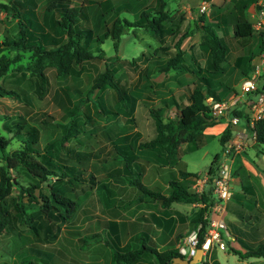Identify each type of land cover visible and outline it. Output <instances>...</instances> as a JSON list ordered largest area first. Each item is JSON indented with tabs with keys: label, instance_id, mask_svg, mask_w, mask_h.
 Returning a JSON list of instances; mask_svg holds the SVG:
<instances>
[{
	"label": "rangeland",
	"instance_id": "obj_1",
	"mask_svg": "<svg viewBox=\"0 0 264 264\" xmlns=\"http://www.w3.org/2000/svg\"><path fill=\"white\" fill-rule=\"evenodd\" d=\"M21 1L23 2V4L20 2L22 7H25V3L29 4L34 14L37 13L43 26L47 27L51 24L52 8H46V4L50 0ZM31 1L32 3H30ZM80 1L68 0V6L77 5ZM85 1L89 23L95 34H100L103 31V20L109 23L115 15H118L128 19L140 18L143 21L144 16L138 12L145 8L148 11H156L158 5V0H84V3ZM199 2L200 0H174L169 3V6L167 5L169 13L174 14L175 17L181 15L179 30L173 35L166 32L155 35L149 28L143 30L128 27L127 31L121 34L116 49L109 36L102 38L100 47L103 49L105 57H108V60H113V65L117 69L116 77L128 86L131 100L122 103L117 101L108 84L101 89L94 88L88 94L89 98H85L93 75L102 70L104 66L103 58L93 59L95 67L88 66L76 77L70 75L55 77L51 74L52 68L46 67L44 73L47 74L49 83L42 94L40 93L41 89L32 82V78H26L29 77L30 65L27 52L21 56L19 61L11 64L7 73L0 77V83L3 86L18 90L16 84L21 89L18 90L17 98L0 96V134L8 140L4 150L11 151L22 147L27 132L31 130L36 134L38 149L50 141L57 144L63 132L62 124L67 119L73 120L78 132L69 137L65 143L73 151H78L84 158L76 165L84 168L83 175L91 174V179L87 181H94L96 185L104 183L109 187V192L106 189H97L94 188L95 183L92 182L84 190H78L80 189L78 188L77 191L75 190L76 192L73 191V199L78 203L67 221L81 208H84V213L79 215L81 217L95 213L98 219L113 217L112 215H119L121 219L130 218L133 215L132 212L138 209V204L124 209L128 206L125 199L122 198V194L115 187L120 182L116 183L114 177L109 174L119 164L111 157L114 149L113 144L117 140L123 139L136 147L137 138L141 139L144 135L149 137L153 132L154 115L151 112L153 110L158 111L162 117H176L179 105L186 100L185 87L190 88L194 83L199 84L202 92L206 93V90L210 89L220 97H223L229 90L237 91L241 79L251 71L253 64L258 62L260 53L264 51L259 49L258 42L261 39L259 32L252 31L250 35L245 36L232 35L233 21L229 20L227 8L215 7L218 18L212 17L213 14L211 15L210 12L204 14V22L211 25L218 33L227 51L225 59L220 63V73L215 76L208 75L204 69V54L197 44L201 36L199 27L201 22L198 20L200 13L197 11ZM212 2L213 0H209L208 10L215 5ZM127 5H135V8L133 10L119 9V7ZM191 5H195L196 9L193 10ZM117 9L120 11L117 12ZM186 9H189V14ZM3 14L4 12L1 11L0 17ZM193 17H195L194 20H197L196 26L193 24ZM15 25L14 18H3V23L0 24V39L3 34L12 35L16 28ZM188 26H191L193 31L181 43L182 61L192 67L194 72L185 69L156 72L158 66L154 65L150 66L148 72L151 75L150 78L148 75L144 78L142 69L148 60L143 52L149 54L152 47L157 44L172 43L180 30L183 31ZM1 52L7 54L5 50ZM115 54L116 59L113 57ZM236 54L239 57L237 62L233 63ZM149 63L150 61L147 62V65ZM202 75L205 76L204 79L199 80L198 77ZM259 77V84H262L264 70H260ZM160 101H166V104H159ZM237 104L240 105L239 102ZM20 105H25L30 109L24 115L23 122L20 119L23 115ZM63 105H66L67 108L63 109ZM227 123L231 126L230 121ZM257 148L264 149V146L257 145ZM214 154L217 157H222L221 143L218 141L216 133L208 134L202 146L183 154L182 158L188 169L201 172L211 162ZM70 156L73 157L74 154H70ZM217 162L219 161H216L215 164ZM11 173L14 175V179L22 184L29 182V176L25 175L24 171L11 170ZM41 185V190L47 192L48 187L44 181L41 182ZM127 185L137 190V187L131 185L130 182ZM17 190L18 185L15 184L12 189L13 194ZM34 191L37 192V190ZM130 194L133 196L135 192L130 191ZM107 196L109 197L107 198ZM22 199L25 200V196ZM126 200L134 199L132 197ZM106 209L110 210L106 211ZM29 212L27 210L23 214L24 217L30 218L29 228L20 225L17 228L13 226L15 232L11 233L12 228L8 227L0 234V264H100L101 262L97 263L96 260L99 259L103 263L107 259V254L102 252V248L106 247L105 250L110 249L111 252L116 249L117 245L113 243L112 238L105 230L97 233L95 240L83 236L84 240L82 241L80 235L83 232L79 234L75 230L79 224L73 225L64 222L56 230L54 224L49 226L48 223L41 224L39 222V212L34 209L31 213ZM15 217L18 219L21 215L16 214ZM123 223L121 222V225ZM138 237V241L141 240L140 242L144 241L146 244L152 245L149 236H146L145 233H141ZM90 244H93V247L99 244L100 248H91ZM126 247H131V243L129 242ZM214 248L217 249V257L221 261L220 250L216 244H214ZM212 249L213 247L211 251ZM213 253L211 252V257ZM142 257L141 261L139 259V264H157L152 254L147 251Z\"/></svg>",
	"mask_w": 264,
	"mask_h": 264
},
{
	"label": "trees",
	"instance_id": "obj_2",
	"mask_svg": "<svg viewBox=\"0 0 264 264\" xmlns=\"http://www.w3.org/2000/svg\"><path fill=\"white\" fill-rule=\"evenodd\" d=\"M82 1L83 3H81ZM20 2L22 1H0V12H4L3 16L0 17V24L3 23V18L8 19L10 17L15 19L16 24L12 35L3 34L0 39V77L7 73L11 64L19 61L21 56L27 52L30 65L29 77L26 78H32V82L41 89L40 93L42 94L49 83V78L44 73L46 67L52 68L51 74L55 77L66 75L76 77L88 66L95 67L93 59L103 58L104 66L102 70L95 72L93 75L85 98H89L88 94L94 88L101 89L108 84L112 89L113 96L120 103L131 100V95L128 86L116 77L115 72L117 69L113 65V60H108V57H105L104 51L100 47L102 38L109 36L113 47L116 49L121 34L125 33L128 27L143 30L149 28L155 35H161L163 32L173 35L179 30L181 20V15L175 17L174 14L167 11L169 0H158L156 11H148L146 8L141 9L139 12L136 11L144 16L143 21L140 18L128 19L124 16L115 15L109 23L103 20V31L100 34H95L89 23L85 6L86 1L84 3V0L70 7L68 6V0H50L47 2L46 8H52L51 24L47 27L41 24L37 13L34 14L29 4L25 3V7H22ZM245 5L244 2H237L234 6V8L236 7L233 10L232 23V35L234 36L250 35L253 31L249 22L241 14ZM134 6L127 5L119 7V9L128 8V10H133ZM116 11L120 10L117 9ZM138 13L136 14L138 15ZM198 20L201 22L199 25L201 36L197 44L202 54H204V69L209 76H215L220 73V63L225 59L227 48L211 25L204 22L203 13L199 14ZM193 24L196 26L197 20H194ZM192 31L191 26H188L187 29L180 30L172 43L157 44L152 47L149 54L143 52L147 56V60L150 61L148 65L147 61L142 69L144 78L147 75L150 78L151 75L148 72L150 66L153 67L154 65L160 68L156 67L158 69L155 70L156 72L160 70L166 72L170 69L174 71L185 69L194 72L192 67L183 63V48L181 46L183 39L191 35ZM259 34L261 39L258 44L261 51L264 50V31H259ZM3 50L7 54L1 52ZM113 57L116 59V54ZM204 77L202 75L198 78L202 80ZM15 86L18 90H21L16 84ZM18 90L3 86L0 83V96L6 95L17 98L19 95ZM184 94H186V100L179 105L176 117H162L158 111H151L154 115L153 132L149 137L138 139L136 147L123 139L117 140L113 144L114 149L111 157L119 164L109 174L114 177L116 183L120 182L117 185L121 186L130 182L131 185L137 187V190L134 191L135 202L140 199L139 196L158 199L162 204H168L172 201L186 203L201 201L203 205L199 208L197 217L192 221L194 226L200 223L198 231L200 242L207 225V218L202 217V212L207 209V205L211 204V198L208 195V189L201 192L189 191L188 183L182 179L190 174H195V176L197 174L181 170L179 174L183 175H180L179 178L174 173L165 176L167 179L165 194L159 191L161 188L158 187L156 190L148 188L141 181V174L145 169L147 160L162 158L164 163L171 165L178 159V146L181 143L185 145L184 152L195 150L205 142L203 128L222 120L221 116L211 114L204 98L207 95L213 99H221L225 96L220 97L210 89H207L204 93L198 83H194L190 88L185 87ZM161 103L165 105L166 101H160L159 104ZM239 103L240 105L236 104L230 110V114L246 117L241 108V102ZM64 108H67L66 105H63ZM20 109L22 110L21 114H23L20 119L23 122L24 115L30 109L25 105H20ZM88 119L90 120V118ZM231 129L226 124L219 133L218 141L221 145H225L227 142ZM254 130L255 143L264 146V119H259L254 123ZM62 131L57 144L50 141L43 144L40 147L41 149H38L35 132L28 131L22 147L11 151L4 150L8 140L0 134V234L8 227L12 228L11 233L15 232L13 226L17 228L20 225L29 228L30 218L24 217L23 214L27 210L31 213L33 209L40 213L39 222L41 224L48 223L49 226L54 224L56 225L55 229L58 230L61 224L66 222L71 213L75 211L77 201L73 199V191H77L78 188H80L78 190H84L85 187L94 182L87 181L91 179V174L83 175L84 168L76 165L84 158L81 157L78 151H73L65 143L69 137L78 132L75 122L67 119L62 124ZM142 151H145L146 157L140 161L138 153H142ZM72 153L74 154L73 157L70 156V154L73 155ZM216 161L217 156L213 157L207 166L206 171L209 181L216 175ZM11 170L24 171L25 175L29 176V182L22 184L14 179ZM42 181L48 187L47 192L41 190ZM15 184L18 185V190L13 194L12 189ZM94 188L106 189L109 192V187L104 183L99 185L95 183ZM34 190H37V192ZM24 196L25 200L22 199ZM131 201L129 200V202ZM16 214H20L21 217L16 219ZM90 215H95V213ZM110 222L113 223V220H110ZM229 249L239 257L264 256V245L246 250L244 253L232 247ZM146 251L152 254L157 264H179L172 262V257L179 255L175 247L169 246L158 251L155 247L145 243H139L133 249L117 245L116 249L112 251L113 262L114 264H135Z\"/></svg>",
	"mask_w": 264,
	"mask_h": 264
},
{
	"label": "crops",
	"instance_id": "obj_3",
	"mask_svg": "<svg viewBox=\"0 0 264 264\" xmlns=\"http://www.w3.org/2000/svg\"><path fill=\"white\" fill-rule=\"evenodd\" d=\"M171 1L174 0H169L168 6ZM253 1L254 0H213L212 3L215 5L210 8L208 14L211 12V15L213 14L212 17L217 19L218 13L215 12L216 9L214 8H227L229 20L233 21V10L236 8H234V6L237 2H244L246 5L242 9L241 14L246 19L245 10ZM191 6L193 10L196 9L195 5ZM186 11L189 14V9H186ZM194 19L195 17H193L192 20L194 21ZM238 57L239 55L236 54L233 58V63L237 62ZM230 92L231 90L226 92L224 96H227ZM241 108H243L242 105ZM226 121L227 118L224 116L221 121L205 126L202 130L205 134V141L208 134L216 133L218 137L224 126L228 124ZM243 125L244 120L240 118L237 123H231V126H229L232 129H238L239 127H243ZM232 129L230 130L231 134L228 139H230L234 133ZM143 137H146V135ZM246 137V142L243 143L237 151L231 154L232 161L230 166L232 177L229 183L231 194L225 200L224 209L221 214L226 231L219 229L221 238L224 241L223 246H218L222 262L217 257L216 247H213L212 251H210V257L211 252H214L210 258V264H264V256L250 255L239 257L229 249L232 247L244 253L246 250L264 245V149L257 148L258 144L255 143L251 133L248 132ZM138 139L140 138H137V140ZM184 146V143L178 146V159L171 165H169V163H164L162 158L147 160L145 169L141 174V181L148 188L154 190L158 187L161 188L159 191L165 194L167 185L165 176H170L171 173H174L179 178L180 175H183L179 174L181 170L196 173L197 176H195V174H190L182 179L188 183L189 191L201 192L204 189H208L207 192L211 198V204L207 205V209L202 212V217L205 216L209 219L215 218L217 217V213L213 211L215 197L211 189L213 179L209 181L207 178L208 174L206 170L208 165L205 166L201 172L188 169L182 156L191 151L184 152ZM223 148L224 145H221V151ZM138 154L140 161L145 159V151H142V153L139 152ZM216 154L214 155L216 156ZM220 158L221 157H217V161ZM168 165L171 168L170 170ZM109 186L111 187V184ZM115 187H117V191L122 194V198L125 199V203L128 206L124 209L133 207L135 204H138V209L132 212L133 215L127 219H121L119 215L98 219L95 215L79 216L81 213H84V208H81L66 222L73 225L79 224L75 230L79 234L83 232L80 235L82 241L84 240L83 236L95 240L96 234L105 230L110 238H112L113 243L119 247L133 249L136 248L139 243L146 244L144 241L140 242L141 240H137V237L141 233H145L146 236H149L150 242L158 251L164 250L169 246L175 247L177 240L194 227L192 221L197 217L198 210L203 205L201 201L190 203L172 201L168 204H162L158 199H153L148 196H139L140 199L137 200V202L134 200H130L131 202H129V200L126 199L132 197L136 199L135 194L133 196L130 194V191H135V189H132V187L127 184L121 186L116 185ZM108 210L110 209H106V211ZM110 220H113V223H111ZM121 222L124 223L121 225ZM138 239L141 238L138 237ZM129 242L131 243V247H126ZM98 245L99 244H96L94 247H99L100 245ZM90 247L94 248L93 244H90ZM105 248L106 247L102 248V252L107 254V259L103 261V263L98 259L96 260L97 263L100 261V264H114L112 252L110 249L105 250ZM141 260L142 259H140V261ZM140 261L138 260L135 264H139L138 262Z\"/></svg>",
	"mask_w": 264,
	"mask_h": 264
},
{
	"label": "built area",
	"instance_id": "obj_4",
	"mask_svg": "<svg viewBox=\"0 0 264 264\" xmlns=\"http://www.w3.org/2000/svg\"><path fill=\"white\" fill-rule=\"evenodd\" d=\"M209 4V0H200L197 4V11L208 14L210 10H208ZM246 19L253 31H264V0H254L246 8ZM260 70H264V51L260 53L259 60L253 64L251 71L241 79L237 91L230 92L221 99H213L209 95L204 98L212 115L225 116L227 121L231 123H237L241 118L244 120V125L238 129H232L234 133L224 145L222 157L218 160L216 175L212 180L211 188L215 197L213 211L217 213V217L207 218V225L200 242L198 238L200 223H197L192 229L181 236L175 244L179 256L186 259L192 256L197 246L201 248V258L194 264H210L211 248L214 247V244L217 246L224 245L219 229L226 231L221 214L224 209V202L231 194L229 184L232 177L230 166L232 161L231 154L246 142V134L248 132L252 136L254 135V123L259 119H264V80L262 84H259ZM238 102L242 103V110L246 117L230 114V110Z\"/></svg>",
	"mask_w": 264,
	"mask_h": 264
},
{
	"label": "water",
	"instance_id": "obj_5",
	"mask_svg": "<svg viewBox=\"0 0 264 264\" xmlns=\"http://www.w3.org/2000/svg\"><path fill=\"white\" fill-rule=\"evenodd\" d=\"M263 155H264V152H263ZM200 258H201V248L197 246L194 250V253L192 254L190 258L186 259L179 255H174L172 257V262L179 263V264H194L195 262L200 260Z\"/></svg>",
	"mask_w": 264,
	"mask_h": 264
}]
</instances>
